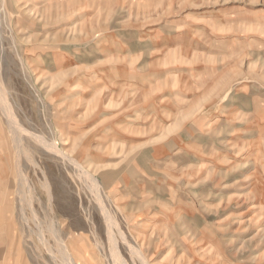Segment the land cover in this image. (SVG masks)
Wrapping results in <instances>:
<instances>
[{
    "label": "rangeland",
    "instance_id": "obj_1",
    "mask_svg": "<svg viewBox=\"0 0 264 264\" xmlns=\"http://www.w3.org/2000/svg\"><path fill=\"white\" fill-rule=\"evenodd\" d=\"M67 255L264 264V0H0V264Z\"/></svg>",
    "mask_w": 264,
    "mask_h": 264
},
{
    "label": "bare ground",
    "instance_id": "obj_2",
    "mask_svg": "<svg viewBox=\"0 0 264 264\" xmlns=\"http://www.w3.org/2000/svg\"><path fill=\"white\" fill-rule=\"evenodd\" d=\"M21 177H22V176H21ZM20 182H21V181H20ZM23 185H24V184H23ZM22 188H23V186H22ZM66 250H67V249H66ZM66 252H67V251H66ZM67 253H68V252H67ZM67 257H68V258H66V257H65V258L67 259V261H68L69 264H75V263H74V258H73L72 255H69V256L67 255Z\"/></svg>",
    "mask_w": 264,
    "mask_h": 264
}]
</instances>
